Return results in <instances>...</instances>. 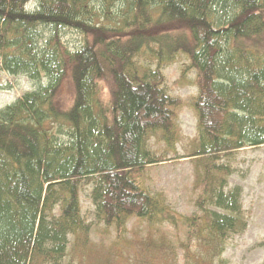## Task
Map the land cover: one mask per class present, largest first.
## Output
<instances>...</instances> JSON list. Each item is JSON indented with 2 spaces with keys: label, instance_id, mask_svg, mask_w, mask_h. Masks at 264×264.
<instances>
[{
  "label": "trees",
  "instance_id": "1",
  "mask_svg": "<svg viewBox=\"0 0 264 264\" xmlns=\"http://www.w3.org/2000/svg\"><path fill=\"white\" fill-rule=\"evenodd\" d=\"M181 54L198 79L197 135L185 153L199 190L192 216L143 180L178 154L184 102L162 71ZM0 59L9 74L46 79L0 110V264H62L70 236L88 245L86 184L95 219L117 239L134 217L148 223L147 251L173 252L164 224L186 226L185 264H212L247 228L223 159L264 146V0H0Z\"/></svg>",
  "mask_w": 264,
  "mask_h": 264
},
{
  "label": "rangeland",
  "instance_id": "2",
  "mask_svg": "<svg viewBox=\"0 0 264 264\" xmlns=\"http://www.w3.org/2000/svg\"><path fill=\"white\" fill-rule=\"evenodd\" d=\"M63 39L72 46L79 43L81 36L76 31L64 30ZM143 64L146 57H141ZM149 63L145 62V65ZM153 68L154 64H151ZM189 58L178 55L177 58L163 66V75L167 91L184 102L178 111V123L182 139L178 145V154H168L161 164L148 167L143 176L146 188L153 194H163L172 211L182 216L199 215L196 205L199 190L194 187V162L185 157L197 135V114L192 106L193 98L198 94V79L195 70H190ZM41 82L33 81L26 75H12L2 69L0 59V110L14 103L27 92L35 90ZM107 87L105 84L104 88ZM106 89H109L108 87ZM105 93H108L106 91ZM154 152H165L164 145L157 138L150 140ZM231 169L228 190L240 187L241 205L247 216V228L233 234L228 240L221 257H216L212 264H264V146L247 147L223 159ZM92 185L86 184L81 194L82 214L87 222L94 225L90 242L86 246L75 245V238L70 236L68 255L62 264H185V250L178 246L184 225L176 231L164 224L167 233L175 242L174 251L162 253L147 251L144 239L149 233L146 221L132 218L125 235L119 239L113 229H106L94 216L95 208L91 201ZM145 248V249H144ZM146 250V252H145ZM194 256L204 253L194 248ZM206 264V263H205Z\"/></svg>",
  "mask_w": 264,
  "mask_h": 264
}]
</instances>
